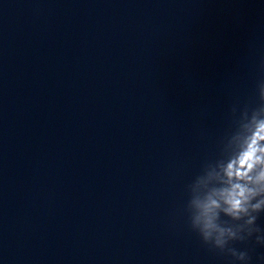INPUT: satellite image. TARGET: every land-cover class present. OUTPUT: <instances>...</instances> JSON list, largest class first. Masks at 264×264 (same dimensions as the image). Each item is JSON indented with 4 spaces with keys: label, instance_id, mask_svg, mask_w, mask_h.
I'll use <instances>...</instances> for the list:
<instances>
[{
    "label": "clouds",
    "instance_id": "obj_1",
    "mask_svg": "<svg viewBox=\"0 0 264 264\" xmlns=\"http://www.w3.org/2000/svg\"><path fill=\"white\" fill-rule=\"evenodd\" d=\"M241 194H242V192H241ZM235 203L238 206L240 204V201L237 200ZM204 227H205V229H211L213 227V225L211 224L210 220H207L204 224Z\"/></svg>",
    "mask_w": 264,
    "mask_h": 264
}]
</instances>
